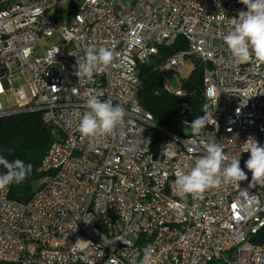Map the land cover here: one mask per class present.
<instances>
[{"label":"built area","instance_id":"1","mask_svg":"<svg viewBox=\"0 0 264 264\" xmlns=\"http://www.w3.org/2000/svg\"><path fill=\"white\" fill-rule=\"evenodd\" d=\"M242 10L239 0H0V117L38 112L55 132L31 197L0 190V264H140L146 247L152 264H264V247L250 240L264 227V187H249L244 152L251 138L264 146V62L237 61L223 39ZM41 37L50 43L38 48ZM179 37L186 47L158 71L182 95L169 75L184 58L204 63L209 124L198 137L155 124L136 96L138 64ZM90 46L117 59L79 80L76 60ZM91 94L125 111L100 141L78 130ZM210 142L229 161L240 155L248 179L185 201L175 174Z\"/></svg>","mask_w":264,"mask_h":264},{"label":"clouds","instance_id":"2","mask_svg":"<svg viewBox=\"0 0 264 264\" xmlns=\"http://www.w3.org/2000/svg\"><path fill=\"white\" fill-rule=\"evenodd\" d=\"M246 6L247 11H240L237 17L231 21L232 30L224 36L234 59L246 63L254 56L256 60L264 62V0H239ZM117 59L111 49L90 46L83 58L77 57L75 75L79 78L91 79L95 72L110 66ZM86 106L89 111L82 115L78 130L85 136L100 141L113 135L117 127L122 123L125 115L120 105H113L110 100H101L97 95L87 97ZM207 105L204 114L191 121L190 129L193 137H198L208 125ZM195 141L193 140V143ZM244 152H249L250 157L245 162V167L251 172L249 187H264V146L254 138L245 143ZM204 154L195 160L194 166L187 172H176L175 191L185 201L191 195L194 199L212 188L219 187L221 183L241 182L248 179L247 174L240 166V155L229 157L224 154L223 146L210 142L205 144ZM0 166L5 169L0 173V190L13 182H23L32 170L31 164H25L22 160L9 161L0 156ZM176 211L183 215L184 205H176ZM140 264H152L153 249L146 247ZM108 264H116L110 257Z\"/></svg>","mask_w":264,"mask_h":264},{"label":"trees","instance_id":"3","mask_svg":"<svg viewBox=\"0 0 264 264\" xmlns=\"http://www.w3.org/2000/svg\"><path fill=\"white\" fill-rule=\"evenodd\" d=\"M185 47L186 42L179 37L172 46H158L156 54L148 56L137 66L140 81L136 93L138 103L152 114L155 124L174 133L179 127L175 122L177 116L182 117L185 122H191L205 106L202 96L203 67L198 62L189 76L181 82V89L184 91L182 95H174L162 86L159 63ZM54 138L55 132L41 121L38 112L0 117V156L9 161L20 159L26 165H32L30 174L23 182H13L7 186L10 198L24 202L31 197L35 183L42 176L38 172L40 160ZM4 171L0 166V173ZM250 240L264 247V227L252 235Z\"/></svg>","mask_w":264,"mask_h":264},{"label":"rangeland","instance_id":"4","mask_svg":"<svg viewBox=\"0 0 264 264\" xmlns=\"http://www.w3.org/2000/svg\"><path fill=\"white\" fill-rule=\"evenodd\" d=\"M50 39L41 37L37 43V47H43L44 45H49ZM196 60L192 57H187L182 60V66L178 68L177 72H174L173 74H170L168 77V83L172 89H177L181 87V82L186 79L189 74L191 73L192 69L195 67ZM73 73L69 72L67 75L71 76ZM17 76V83L21 82V79L18 75ZM4 100L7 103L13 102V99L11 98L10 94H7V97L4 98ZM190 123L191 122H185L183 125H179L177 134H189L191 133L190 129ZM36 184V183H35Z\"/></svg>","mask_w":264,"mask_h":264},{"label":"water","instance_id":"5","mask_svg":"<svg viewBox=\"0 0 264 264\" xmlns=\"http://www.w3.org/2000/svg\"><path fill=\"white\" fill-rule=\"evenodd\" d=\"M198 64H199L200 67H204V63L203 62H198ZM175 122L177 124L179 123V117L178 116L175 118Z\"/></svg>","mask_w":264,"mask_h":264}]
</instances>
